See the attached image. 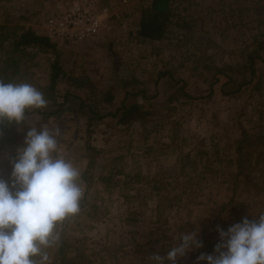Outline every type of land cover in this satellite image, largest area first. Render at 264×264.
Here are the masks:
<instances>
[{"label":"rangeland","instance_id":"obj_1","mask_svg":"<svg viewBox=\"0 0 264 264\" xmlns=\"http://www.w3.org/2000/svg\"><path fill=\"white\" fill-rule=\"evenodd\" d=\"M97 1L116 7L121 0ZM223 1L236 11L231 12V23L226 24L228 28L224 27L231 33V41L213 42L208 38L212 29L217 35L224 31L222 27L211 28L213 23L209 21L222 19V12L217 17L208 10L209 6L210 9L218 6V0H183L184 13L199 17L202 21L197 30L199 36H192L191 31H186L183 36L188 35L187 38L177 46L169 42L160 45L139 41V6L143 0H137L124 9L128 23L126 28L112 25L106 35L101 33L94 40L78 44L57 41L67 43L59 44L58 51L65 64L64 69L69 72L68 78L58 82L55 89L57 101H63L66 90L74 86L69 78L79 77L78 80L83 83L81 85L85 86L81 90L95 99L97 96L100 98L112 84L123 89L122 80L132 79L134 83H130L129 90L139 85L147 89L150 100L130 98L126 104L138 103L147 107L151 103L154 119L159 122V129L156 128L160 137L154 134L145 143L140 132L132 130L127 133L126 128L117 126L112 118L94 127L91 144L100 154L91 172L93 182L88 184L80 177L85 193L80 201V211L59 225L61 241L48 250L49 264H62L61 255L65 256L64 252L67 262L82 256L84 264H150L148 258L151 255H165L182 233L192 231L198 232V239L204 245L213 243V251L207 254H215V246L220 242L217 228L219 226L227 231L234 225V207L239 217L242 211L248 209L252 210L255 218L264 213V40L256 42L249 37L248 40L237 41L240 32L246 31L247 35L254 36L255 17L250 15L251 21L244 19L245 28L240 21L241 18L243 20L241 0H219L220 3ZM250 1L257 4V0ZM6 2L11 7L36 11L38 16L33 27L41 34V21L52 12L56 0H0V34L6 32L3 30ZM214 2L215 5L212 4ZM16 21L11 22L16 25ZM21 22L29 26L27 21ZM85 43L91 44L89 52L81 47ZM9 49V45L0 37V54L9 53ZM31 50L27 49V55L23 58L20 54L13 55L11 61L20 64L23 82L41 91L50 84L53 70L49 66L55 54L44 53L40 49ZM33 52L38 66L34 63L37 67L27 71L30 68H25L28 63L25 58H31ZM80 68L87 69L80 71ZM252 70L256 73L253 74ZM160 72H170L176 78L175 82L164 78L156 85ZM175 83L176 90L170 91V86ZM182 90L186 93L183 94ZM42 93L47 100L43 114L28 118L24 126L15 128V133L18 136L26 133L30 125L60 129V153L82 175L91 156L86 149V118L77 115L76 118L69 117V112L52 115L51 111L56 108L48 105L52 101V94L46 90ZM122 102L123 92L119 91L115 107L113 105L108 109L113 111ZM47 115L53 117V121ZM244 130L249 135L246 140L252 146L248 154L241 157L244 152L238 148ZM257 136L263 137L261 141H254ZM23 144L24 140L13 146L12 150H17ZM183 145V151L192 153L195 159H199L197 148L219 154V177L215 181L207 180L203 177L202 168L198 175L188 168L189 174L183 176L179 169ZM5 149L0 150V177L8 180L12 171L10 159L16 153L6 158L3 154ZM119 157L118 168L121 172L116 174L115 179L121 185L110 195L101 178L110 175L106 170L109 168L107 165L111 166V162ZM126 175L133 176L132 182ZM138 175L140 177H136ZM154 185L159 189H153ZM147 193L153 196L150 205L140 201L142 194ZM120 195L128 196L126 205L125 200L119 198ZM223 204L228 205L227 210L222 214V219L216 221L220 218ZM244 205L246 208H243ZM93 206H97L96 218L93 216ZM127 214L134 217L130 224H124L128 219L122 221ZM198 250L189 251L178 263L185 264L197 254L199 256ZM166 264L169 262L166 261Z\"/></svg>","mask_w":264,"mask_h":264},{"label":"clouds","instance_id":"obj_2","mask_svg":"<svg viewBox=\"0 0 264 264\" xmlns=\"http://www.w3.org/2000/svg\"><path fill=\"white\" fill-rule=\"evenodd\" d=\"M47 100L33 85L0 80V126L23 125L29 109ZM3 135L0 130V136ZM60 129L29 127L23 146L10 159V179L0 178V264H49V249L61 241L59 225L80 211L84 188L81 173L60 153ZM215 254L201 253L196 264H264V213L258 218L217 228ZM203 247L198 232H184L165 255L150 264H178L189 251Z\"/></svg>","mask_w":264,"mask_h":264},{"label":"trees","instance_id":"obj_3","mask_svg":"<svg viewBox=\"0 0 264 264\" xmlns=\"http://www.w3.org/2000/svg\"><path fill=\"white\" fill-rule=\"evenodd\" d=\"M6 4L8 8L6 6L5 12L3 13V20L6 23L3 30H6V32L4 33L2 31L0 37H2L4 41L9 45L10 49L9 53L0 54V80H4L6 83H19L18 78L20 76L21 69L20 66L15 62V60L11 61V57L13 55H24L25 50L30 47L36 49L38 48L41 51H44V53L53 52L55 54V57L52 61L53 72L51 73L49 79L50 87L48 90H46V92H51L53 99L55 97V86L58 82H63L64 79L68 78L69 75L64 69L65 65L63 61H61V56L58 51L59 43L46 35L37 33V31L34 29L33 25L35 22V18L36 16H38V13H36V11L26 8L22 10L21 8H17L16 6L11 7V4L9 2H6ZM139 7H141V17L139 19L138 37L142 39V43L146 42L150 44H163L167 39L170 40L171 38L175 39L183 36L186 31H197L199 22L202 21V19L199 17L194 18L193 16H188L184 13L186 11V8L184 7L183 0H143V4L141 3ZM13 17L17 18L14 19ZM13 20H18L16 21V25L12 24L11 21ZM23 20L27 21L29 23V26L22 24L21 21ZM253 37L254 36H252L251 38ZM171 41L176 42H169L170 44H174L175 46L179 45V43L181 42L176 40ZM251 58L253 59V57ZM252 73H256L255 70H252ZM78 78H69L70 82L72 84L74 83V86L71 87L72 89L70 88L66 90L63 96V101L61 103H58L54 100L52 106H55L56 109L54 110L52 115L65 114L69 112L70 115H77L86 118V135L88 141L87 151L91 153V156L89 164L82 174V179L88 184H91L94 178V175H92L91 172L95 169V166L97 164V156L100 154V152L97 151L91 144L94 127L98 123L107 118H112V120L116 122L117 126L126 128L127 133L132 130L134 132H140L141 134L139 135H141L142 141H145L146 143L148 140H150L149 138H151V136H154V134L155 137H160V133L157 132L156 128L158 127L159 129V126H157L159 125V122L154 119V112L151 108V103H148L147 107H143L138 103H134L132 105L126 104L130 98L143 97L147 102L148 100H150L147 89H142V87H140L139 85L135 86L132 90H129L130 83H134L132 79L131 81L122 80L121 84L123 89L113 86L115 84H112L109 89L103 92L100 98L97 96V99H95L91 98L88 93H84V91L81 90L85 86L81 85L83 83L81 80H78ZM164 78H169L172 82H175L176 80V78H174L170 72H160L156 80V85L160 80ZM176 85L177 84L175 83L170 86V91L176 90ZM119 91L123 92V102L118 105L113 111H110L108 108L113 105V107H115L117 93ZM182 93L184 94L186 92L182 90ZM173 97H176V95L173 94ZM35 113L43 114V110L40 108L37 110L29 109L26 112V117ZM21 126H24V124L16 125L6 123L5 125L0 126V130H2L3 132V135L0 136V150L7 145H18L19 140L21 138H24L26 135V133H24L18 136L15 133V128ZM241 138L242 140L238 149L241 152H244L241 155V157H244L245 153L248 154V150L252 146V143L246 140L249 138V135L245 130L242 131ZM262 138V136H257L256 138H254V141H261ZM181 149L182 151H180L179 156V169L180 173L183 176L189 174L187 172L188 168L191 169V173H194L196 175H198L199 170H201L202 168L203 177H206L207 180L215 181L216 177H219V173L221 170V159L219 157V154L214 155L208 149L197 148L196 152L197 155H199V159H195L192 153L183 151V149H185L184 145ZM120 160L121 158L119 157L117 158V160L111 162V166L107 165V167L109 168H105L106 170H108L110 175H108V177L101 178V181L105 182L106 188L109 191L108 193L110 195H113L121 185H118L115 179L116 174L121 172L118 168V162ZM211 175L214 177H211ZM125 177L127 179H130L132 182L133 176L126 175ZM136 177L140 176L138 175ZM153 189L158 190L159 187H157V185H154ZM142 195L143 197L140 199V201H143V204L145 205H150L152 203L151 201L153 200V196L148 193ZM119 198L125 200L124 205L127 204L128 196L120 195ZM227 206V204H223L220 207V218L216 221L222 219V214H224L227 210ZM245 206L246 205H244L243 208H246ZM96 207L97 206H93V216L95 218V213L97 210ZM158 209L160 210V208ZM233 212L236 215V221L234 224L242 222L243 218L245 217H247L249 220L255 219L253 212L250 209H248V211H242L240 217L237 216L238 211L235 209V207L233 208ZM132 218L134 217H130V214H127L126 217L122 219V221L124 222V220L128 219L124 224H130L129 222L132 221ZM213 249V243L209 245L203 244V247L199 248L198 252L199 255L201 253L207 254L209 252H212ZM63 254L66 256L65 252ZM65 256L61 255L62 264H84L83 260L81 259L82 256H77L76 259L72 262H67L68 259L67 256ZM197 257L189 260L185 264H196ZM200 264H207V262L202 261L200 262Z\"/></svg>","mask_w":264,"mask_h":264},{"label":"built area","instance_id":"obj_4","mask_svg":"<svg viewBox=\"0 0 264 264\" xmlns=\"http://www.w3.org/2000/svg\"><path fill=\"white\" fill-rule=\"evenodd\" d=\"M137 0H121L119 6H108L97 0H56L52 12L42 20L41 34L53 40L72 44L89 41L111 30L113 22L121 28L128 23L124 9ZM123 9V10H122Z\"/></svg>","mask_w":264,"mask_h":264},{"label":"crops","instance_id":"obj_5","mask_svg":"<svg viewBox=\"0 0 264 264\" xmlns=\"http://www.w3.org/2000/svg\"><path fill=\"white\" fill-rule=\"evenodd\" d=\"M214 1V0H213ZM259 1V2H258ZM226 1H223L222 3H220L219 2V0H218V6H214V7H212L211 9H210V6H209V11L211 10V12L215 15V16H217V17H219V16H221V12H222V14H223V16H222V19H220V18H215V20H209V21H211V23H213L212 25H211V28L212 27H218V28H223L224 29V27H226V28H228L227 27V23H231V21H230V18H231V12H236L234 9H233V7L229 4V5H227L226 3H225ZM213 5H215L216 3L214 2V3H212ZM241 8H242V10H243V20H242V18H241V20L240 21H242L243 22V25L245 26V20L244 19H246V20H248L249 18H250V15H254V16H252V17H255V19H254V22H255V25H256V32H255V34H254V40L256 41V42H261V41H263L264 40V0H257V4H254V3H251V1L250 0H241ZM255 11V12H254ZM194 18H196V17H194ZM251 19V18H250ZM248 20V21H251V20ZM219 20V21H218ZM220 21H222V23L220 22ZM113 25L114 26H118V24L117 23H115V22H113ZM225 25V26H224ZM209 28H210V26H208ZM197 29V28H196ZM213 31H211V34H210V37H208V38H210L209 40L210 41H212L213 40V42L215 41H231L232 40V37H231V33L230 32H227L226 31V29H224V31H223V34H219V35H217L218 33L216 32L215 33V29H212ZM106 30H103L101 33L102 34H104V35H106ZM220 32V31H219ZM138 33V32H137ZM191 33L193 34L192 36H195V37H197V36H199L198 35V33H197V31H191ZM241 34H239L240 35V37L237 39V41L238 40H248L249 39V37L251 38V36H249V35H247V33H246V31L245 32H240ZM103 35V36H104ZM221 35H224L223 36V38H221L220 39V37H221ZM188 36V35H187ZM187 36H180V37H178V38H175V39H173V38H171L170 40L169 39H167V40H165V42L164 43H167V42H172V43H176V42H173V41H171V40H176V41H182V40H185L186 38H187ZM191 36V37H192ZM230 37V38H229ZM138 39H139V41H141L142 42V39H140L139 37H138ZM94 40V39H93ZM57 41H60V40H57ZM90 41V40H89ZM112 41V40H111ZM86 42V41H85ZM99 43H101L100 41H99ZM163 43V44H164ZM60 45H62V44H64V42H61V43H59ZM58 44V45H59ZM65 44H67V43H65ZM64 44V45H65ZM162 43H160V45H161ZM109 46H111V43H110V45ZM82 48H85L84 50L85 51H87V52H89V49H91V48H89V47H91V44L90 43H85V44H82V46H81ZM110 48V47H109ZM30 49H32L31 51H33L34 49H36V48H28V50H30ZM38 49V48H37ZM27 51V49L25 50V52ZM27 54L25 53V55H22V54H20V56H21V58H23L24 56H26ZM31 55H32V57L31 58H25L26 60H28V63L26 64V67L25 68H30V69H26L27 71H29V70H31V69H35L37 66H38V60H34V52L33 53H31ZM22 60V59H21ZM53 61V60H52ZM37 65H35V64ZM22 64V63H21ZM52 64H53V62H50V68L52 69ZM20 65V64H19ZM65 65V64H64ZM65 68V67H64ZM84 70V69H87V68H80L79 70L81 71V70ZM79 71V72H80ZM85 72V71H84ZM109 71H107V73H108ZM66 73L67 74H69V72L66 70ZM22 75H23V72H21V75L19 76V82H23V79H22ZM58 85H59V83L55 86L56 88H58ZM49 87L50 86H45L42 90H41V92L43 91V90H47L46 88H48L49 89ZM71 88V87H70ZM72 89V88H71ZM54 100L55 101H57L58 99L56 98V97H54L53 99H52V101H50V102H48V105L50 106L51 104H53V102H54ZM58 103H61L62 101H57ZM51 107H55V106H52L51 105ZM40 109H43V108H40ZM56 108H54V110H55ZM30 110H37V109H35V108H33V109H30ZM53 110V111H54ZM53 111H51L52 113H53ZM51 113V114H52ZM40 115H42V114H39V113H35V114H31V115H28L27 117H26V120H28V118H30L31 117V119L33 118V117H35V116H37V117H39ZM70 115V114H69ZM47 117H48V119L50 120V119H52V121H53V117H51V116H49V115H47ZM69 117H73V118H76V115H70ZM64 120H66V118L64 117L63 118ZM107 119H109V118H107ZM25 139V137L24 138H21L20 140H19V142H21V143H23V140ZM57 139L58 140H60L61 139V136H59V137H57ZM19 144V143H18ZM88 144V143H87ZM13 146H11V145H7L6 146V149L3 151V154H5V156H6V158H9V156L10 155H12L13 153H16V150L15 151H13L12 149H14V147L12 148ZM87 147V146H86ZM87 149V148H86ZM98 151V150H97ZM100 152V151H99ZM5 158V159H6ZM88 164H89V162H88ZM88 166V165H87ZM82 176V175H81ZM87 183V182H86Z\"/></svg>","mask_w":264,"mask_h":264}]
</instances>
